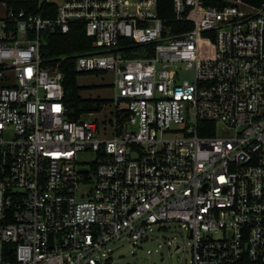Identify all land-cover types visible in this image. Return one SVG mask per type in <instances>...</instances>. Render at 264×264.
<instances>
[{"label":"built area","instance_id":"built-area-1","mask_svg":"<svg viewBox=\"0 0 264 264\" xmlns=\"http://www.w3.org/2000/svg\"><path fill=\"white\" fill-rule=\"evenodd\" d=\"M227 1L173 0L174 33L158 0H0V264H114L168 222L190 264H264V5ZM74 24L91 49L46 55ZM68 57L114 75L78 119Z\"/></svg>","mask_w":264,"mask_h":264},{"label":"rangeland","instance_id":"rangeland-1","mask_svg":"<svg viewBox=\"0 0 264 264\" xmlns=\"http://www.w3.org/2000/svg\"><path fill=\"white\" fill-rule=\"evenodd\" d=\"M183 77L192 78L190 71H184ZM114 75L105 72L82 73L78 84L85 87L81 95L85 98H104L114 95ZM102 114V113H100ZM218 128L221 123H217ZM192 237L187 228L179 222H168L165 226L156 225L149 231L148 237L133 242L118 240L112 246L110 254L114 264H190ZM184 246L176 252V244Z\"/></svg>","mask_w":264,"mask_h":264},{"label":"trees","instance_id":"trees-1","mask_svg":"<svg viewBox=\"0 0 264 264\" xmlns=\"http://www.w3.org/2000/svg\"><path fill=\"white\" fill-rule=\"evenodd\" d=\"M251 5L261 7L264 0H243ZM211 5L225 6L229 4L227 0H208ZM158 14L171 26L174 33L183 32L193 28L190 21L179 22L175 19L173 10V0H158ZM187 18V17H186ZM186 20V19H185ZM212 36V32L202 34V38ZM215 46V44H214ZM212 45V52L214 51ZM92 47V40L86 35L83 24H74L67 34L51 33L49 42L45 46V54L49 56L71 55L77 52L89 50ZM206 54V53H202ZM60 69L64 73V102L67 105V113L71 119H78L84 113L100 110L101 105L107 102L104 98H85L81 91L85 87L78 84V76L82 74L77 71L75 59L68 57L60 63ZM241 264H253L249 260H244Z\"/></svg>","mask_w":264,"mask_h":264},{"label":"water","instance_id":"water-1","mask_svg":"<svg viewBox=\"0 0 264 264\" xmlns=\"http://www.w3.org/2000/svg\"><path fill=\"white\" fill-rule=\"evenodd\" d=\"M180 248H181V247L179 246V247H178V250H179Z\"/></svg>","mask_w":264,"mask_h":264}]
</instances>
